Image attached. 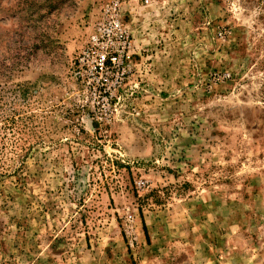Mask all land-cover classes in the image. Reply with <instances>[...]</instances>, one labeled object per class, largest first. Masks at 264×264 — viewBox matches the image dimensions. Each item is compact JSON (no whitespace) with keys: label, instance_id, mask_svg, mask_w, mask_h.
I'll use <instances>...</instances> for the list:
<instances>
[{"label":"rangeland","instance_id":"1","mask_svg":"<svg viewBox=\"0 0 264 264\" xmlns=\"http://www.w3.org/2000/svg\"><path fill=\"white\" fill-rule=\"evenodd\" d=\"M0 264H264V0H0Z\"/></svg>","mask_w":264,"mask_h":264},{"label":"built area","instance_id":"2","mask_svg":"<svg viewBox=\"0 0 264 264\" xmlns=\"http://www.w3.org/2000/svg\"><path fill=\"white\" fill-rule=\"evenodd\" d=\"M131 47V36L114 8L97 24L87 46L78 54L77 74L87 83L95 81L98 89L110 91L124 78L126 66L132 61Z\"/></svg>","mask_w":264,"mask_h":264},{"label":"trees","instance_id":"3","mask_svg":"<svg viewBox=\"0 0 264 264\" xmlns=\"http://www.w3.org/2000/svg\"><path fill=\"white\" fill-rule=\"evenodd\" d=\"M142 224H143V229H144V231H145V233L147 235V227H146V224H145L144 220H143Z\"/></svg>","mask_w":264,"mask_h":264}]
</instances>
